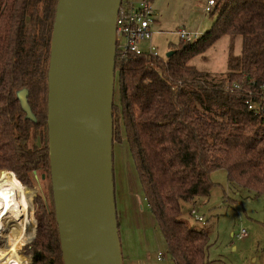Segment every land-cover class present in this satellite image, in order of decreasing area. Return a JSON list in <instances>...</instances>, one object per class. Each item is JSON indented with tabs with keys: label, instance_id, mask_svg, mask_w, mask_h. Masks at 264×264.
<instances>
[{
	"label": "trees",
	"instance_id": "16d2710c",
	"mask_svg": "<svg viewBox=\"0 0 264 264\" xmlns=\"http://www.w3.org/2000/svg\"><path fill=\"white\" fill-rule=\"evenodd\" d=\"M57 4L0 0V177L27 204L32 195L24 184L33 187L36 172L51 180L48 72ZM211 12V28L181 40L171 56L116 57L113 146L125 135L163 238L161 257L175 264H210L208 232L182 215L210 197L212 172L225 169L233 189L264 195V0H214ZM223 37L230 40L227 70L198 69L192 59ZM24 88L36 121L17 96ZM51 196L50 209L36 199L37 232L35 218L29 221L32 264H65L52 183Z\"/></svg>",
	"mask_w": 264,
	"mask_h": 264
},
{
	"label": "water",
	"instance_id": "95a60500",
	"mask_svg": "<svg viewBox=\"0 0 264 264\" xmlns=\"http://www.w3.org/2000/svg\"><path fill=\"white\" fill-rule=\"evenodd\" d=\"M121 4H57L48 72V133L65 264H124L113 146L115 31ZM28 94L26 88L17 92L26 117L36 121Z\"/></svg>",
	"mask_w": 264,
	"mask_h": 264
},
{
	"label": "rangeland",
	"instance_id": "374dc122",
	"mask_svg": "<svg viewBox=\"0 0 264 264\" xmlns=\"http://www.w3.org/2000/svg\"><path fill=\"white\" fill-rule=\"evenodd\" d=\"M123 1L137 3L142 0ZM150 2L154 10V33L151 41H142L141 45L153 43L161 56H166L170 50L176 48L174 46L180 43V30L202 35L211 28L217 18L216 13L206 11L208 0H150ZM229 46V37H223L204 55L195 57L191 62L198 69L215 75L224 73L227 70ZM240 51L241 42L237 40L235 53L239 54ZM115 101L119 103L117 88ZM114 169L120 235L122 226L129 227L133 217L137 221L135 225L138 226V233L142 234L143 238L139 241L140 250H144L146 255L157 258L162 252L163 238L156 217L144 198L142 184L125 135L124 141L117 143L114 147ZM211 177L215 185L210 197L199 199L194 207L186 205L182 219L189 225L208 232L211 240L208 250L210 264H264V195L257 196L253 191L245 188L233 189L229 185L225 169L215 170ZM0 179L6 180L8 188L13 192V184L4 177ZM24 185L32 195L29 204L19 202L14 196L12 199L21 207L31 209L30 212L28 211L26 222L29 235L27 241L16 250L13 258L17 264H32L34 239L29 245L31 241L29 239L32 236L29 221L31 217L34 222L36 220L37 232L36 199L48 209L51 208L50 175L45 173L41 176L40 172H36L33 187ZM20 189L21 187L19 191ZM193 208L204 216L205 221H198L192 216L190 209ZM47 219L51 221V218ZM12 224L10 220V225ZM243 231L246 232L245 236L241 235ZM4 234L0 237L1 240L4 239ZM0 249H3L1 241ZM163 261L172 263L171 261L174 260L168 257Z\"/></svg>",
	"mask_w": 264,
	"mask_h": 264
},
{
	"label": "built area",
	"instance_id": "2783aa9c",
	"mask_svg": "<svg viewBox=\"0 0 264 264\" xmlns=\"http://www.w3.org/2000/svg\"><path fill=\"white\" fill-rule=\"evenodd\" d=\"M214 0H208L205 7L206 11H211ZM154 10L150 0H142L140 2H123L119 8L116 19L115 31V51L116 57L126 59L132 55L150 54L160 56L157 47L149 42L146 46H142V41H151L154 30L153 24ZM181 40L186 42L195 41L200 35L193 34L184 29L179 31ZM192 216L198 221H205L203 215L193 208ZM242 236L246 232L241 233Z\"/></svg>",
	"mask_w": 264,
	"mask_h": 264
},
{
	"label": "bare ground",
	"instance_id": "6f19581e",
	"mask_svg": "<svg viewBox=\"0 0 264 264\" xmlns=\"http://www.w3.org/2000/svg\"><path fill=\"white\" fill-rule=\"evenodd\" d=\"M30 210L13 201L12 191L8 188L6 180L0 179V237L5 233L4 239H0L3 243V249H0V264L9 262L17 264L13 256L27 241L29 230L26 222Z\"/></svg>",
	"mask_w": 264,
	"mask_h": 264
},
{
	"label": "crops",
	"instance_id": "0c3cea01",
	"mask_svg": "<svg viewBox=\"0 0 264 264\" xmlns=\"http://www.w3.org/2000/svg\"><path fill=\"white\" fill-rule=\"evenodd\" d=\"M135 224L137 221L132 217V223L129 227L122 226L120 237L124 264H175L174 261H171L172 263L164 262L161 253L158 254L157 258H153L146 255L144 250L141 251L139 241L143 238L142 234L139 235L138 226Z\"/></svg>",
	"mask_w": 264,
	"mask_h": 264
}]
</instances>
